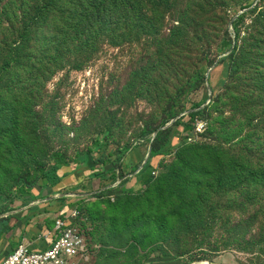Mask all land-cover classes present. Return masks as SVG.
Returning <instances> with one entry per match:
<instances>
[{
	"label": "rangeland",
	"instance_id": "obj_1",
	"mask_svg": "<svg viewBox=\"0 0 264 264\" xmlns=\"http://www.w3.org/2000/svg\"><path fill=\"white\" fill-rule=\"evenodd\" d=\"M196 2L193 8L170 0L165 8L153 0L149 27H136L122 41L72 50L51 77L47 69L57 66V56L43 62L22 57L0 72V209L22 181L32 184L37 169L51 168L50 154H63L71 163L62 168L66 186L50 199L58 197L65 211H80L87 247L80 264H264V240L245 245L252 237L264 239V186L248 184L251 174L264 177V0ZM178 12L187 19L172 32ZM159 14L158 30L151 26ZM241 15L235 32L232 22ZM226 33L236 43L238 66L229 83L230 52L217 51ZM70 62L84 64L72 70ZM193 77L200 88L180 94ZM174 103L180 117L196 115L194 130L183 142L173 131L171 152L152 160L151 173L144 130L159 127ZM104 137L109 146L133 148L122 164L128 174L122 179L118 169L114 183L105 175L80 185L89 174L78 165L87 160L85 149ZM146 171L153 178L134 188V177ZM47 192L0 214L6 220L0 228L8 214L48 199ZM204 253L206 261L192 263Z\"/></svg>",
	"mask_w": 264,
	"mask_h": 264
},
{
	"label": "trees",
	"instance_id": "obj_2",
	"mask_svg": "<svg viewBox=\"0 0 264 264\" xmlns=\"http://www.w3.org/2000/svg\"><path fill=\"white\" fill-rule=\"evenodd\" d=\"M155 1L163 5L169 3L170 0ZM181 1L185 2L187 7L194 8L197 5L196 0ZM152 2L153 0H0V72L9 69L13 62L19 61L22 57L23 60L28 62H43L46 60L45 58L57 56V66L47 69V75L51 77L62 70V59L63 62H67L65 59L72 53V50L75 53L86 46L85 44L88 42L95 41L93 46H96L102 40H110L113 43L122 41L131 37V32L136 27H149L147 15L150 13L149 8ZM163 6L166 8L167 4ZM159 8L164 7L158 5L157 10ZM175 14L173 20H177L179 25L174 27L172 32L179 31L185 25L187 19L186 12ZM158 17H160V14L157 15V23L151 27L155 26L159 30L161 22ZM243 19L244 15H241L232 22V28L235 32ZM150 28L147 31H150ZM119 32L122 34H118ZM104 33H109V35H104ZM232 45H234V48H232ZM235 45L234 39L229 33H226L217 48L219 53L230 52L228 56V83L238 73ZM90 57H85L84 62L89 61ZM83 64L70 62L68 67L72 70H79L83 67ZM199 86L198 78L193 77L179 93L185 94L197 91L200 88ZM228 90L229 86L226 84L222 91L226 92ZM257 115V113L252 115L251 121L256 119ZM195 116V114H191L180 117L174 103L163 112L159 127L147 126L145 128L144 136H150L148 145L151 149L149 161L145 168L150 167L152 173L154 171V167L151 166L152 160L169 155L172 148L171 135L173 131H175L177 139L182 142L185 139L183 137L184 133L193 132L194 127L191 123L194 121ZM169 124L171 126L167 127ZM177 127H183V130L181 132L174 130ZM102 146L106 147L105 150L100 152L99 158H95L93 154L99 153ZM132 149V147L125 150L120 147L109 146L105 137L95 139L93 145L85 149L86 162L78 164L79 166H86L89 171V174H85L82 178L80 185H83L90 177L105 175H108L111 183H114V171L122 170V164ZM89 161L92 163L91 167L88 166ZM48 164L51 165L50 169H37V176L32 184L28 185L22 181L17 188L18 194L13 196L11 200L2 202L0 214L38 199L37 196L39 197L42 191H48V195L54 193L55 189L58 190V193L63 192L61 188L65 186L62 182L64 177L62 168L71 166V163L65 159L63 154L54 152L48 156ZM106 166H112V168L105 171ZM127 169H133V163L128 164ZM127 174V170H122L121 178L123 179ZM134 178L135 184H133V187L136 188L139 185H146L153 176L146 171ZM252 181L257 182V185L264 186V177L260 178L251 174L248 184ZM123 183L125 184L126 181ZM105 195L106 192L98 194L99 197ZM69 207L67 206L66 209L68 210L65 213L71 209ZM5 221L1 218L0 226ZM263 240L258 241L257 237H252L245 245L263 244ZM206 255L204 253L203 258L192 261V263L206 261Z\"/></svg>",
	"mask_w": 264,
	"mask_h": 264
},
{
	"label": "crops",
	"instance_id": "obj_3",
	"mask_svg": "<svg viewBox=\"0 0 264 264\" xmlns=\"http://www.w3.org/2000/svg\"><path fill=\"white\" fill-rule=\"evenodd\" d=\"M57 191L55 189L48 199L36 200L7 215L12 217L4 229L0 228V261L19 244L27 245L32 251H42L50 247L55 239L54 221L65 214V206L60 200H56L58 197L50 199L62 194Z\"/></svg>",
	"mask_w": 264,
	"mask_h": 264
},
{
	"label": "built area",
	"instance_id": "obj_4",
	"mask_svg": "<svg viewBox=\"0 0 264 264\" xmlns=\"http://www.w3.org/2000/svg\"><path fill=\"white\" fill-rule=\"evenodd\" d=\"M114 201V196H111ZM80 211L71 208L54 221V241L45 250L32 251L19 244L0 264H80L87 257L86 241L78 229Z\"/></svg>",
	"mask_w": 264,
	"mask_h": 264
},
{
	"label": "bare ground",
	"instance_id": "obj_5",
	"mask_svg": "<svg viewBox=\"0 0 264 264\" xmlns=\"http://www.w3.org/2000/svg\"><path fill=\"white\" fill-rule=\"evenodd\" d=\"M200 264H209V263H207V262H203V263H200Z\"/></svg>",
	"mask_w": 264,
	"mask_h": 264
},
{
	"label": "water",
	"instance_id": "obj_6",
	"mask_svg": "<svg viewBox=\"0 0 264 264\" xmlns=\"http://www.w3.org/2000/svg\"><path fill=\"white\" fill-rule=\"evenodd\" d=\"M167 128V127H166ZM165 129V128H164Z\"/></svg>",
	"mask_w": 264,
	"mask_h": 264
}]
</instances>
